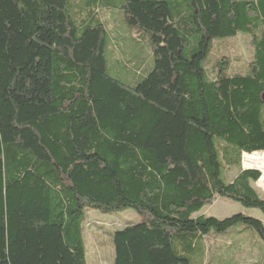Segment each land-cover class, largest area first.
Masks as SVG:
<instances>
[{
	"label": "trees",
	"instance_id": "trees-1",
	"mask_svg": "<svg viewBox=\"0 0 264 264\" xmlns=\"http://www.w3.org/2000/svg\"><path fill=\"white\" fill-rule=\"evenodd\" d=\"M98 8L148 35L135 85L109 72ZM239 34L247 72L223 56L210 76L214 41ZM256 153L264 0H0V264H88V210L142 217L114 234V264H192L201 238L240 226L264 242L260 220L194 218L217 198L264 215L254 164L224 178Z\"/></svg>",
	"mask_w": 264,
	"mask_h": 264
},
{
	"label": "rangeland",
	"instance_id": "rangeland-1",
	"mask_svg": "<svg viewBox=\"0 0 264 264\" xmlns=\"http://www.w3.org/2000/svg\"><path fill=\"white\" fill-rule=\"evenodd\" d=\"M85 6V2L82 3ZM98 15L104 21L110 36L106 48L108 69L114 78L123 82L137 84L154 68L153 54L146 39L148 35L140 30H129L123 23L120 11L100 8ZM144 34V35H142ZM195 45V40L192 41ZM224 42V44H220ZM223 56L231 59L230 74H245L254 57L251 38L239 34L235 39L216 40L214 49L205 61L210 76L217 60ZM259 153L250 157L242 156V168H225L224 178L232 183L242 170L254 164L261 172L253 188L264 198V163L259 161ZM245 161V164L244 162ZM263 173V177H262ZM242 214L264 223V215L257 209H247L239 203L217 198L211 206L205 207L194 218L205 217L225 220ZM142 221L133 210L114 214H103L98 210H88L84 225V236L88 264H114L110 252L114 255L113 236L117 231ZM197 250L191 254L192 264H260L264 256V242L250 229L235 227L223 234L212 233L198 241Z\"/></svg>",
	"mask_w": 264,
	"mask_h": 264
},
{
	"label": "crops",
	"instance_id": "crops-1",
	"mask_svg": "<svg viewBox=\"0 0 264 264\" xmlns=\"http://www.w3.org/2000/svg\"><path fill=\"white\" fill-rule=\"evenodd\" d=\"M99 10H100V8H98ZM97 9V10H98ZM104 9V8H103ZM104 10H110V11H113V9H104ZM115 11H117V10H115ZM102 20V19H101ZM103 21V20H102ZM104 22V21H103ZM105 24V23H104ZM220 44H224V42H221ZM110 257L113 259V260H115V252H114V255H113V253L112 252H110Z\"/></svg>",
	"mask_w": 264,
	"mask_h": 264
},
{
	"label": "water",
	"instance_id": "water-1",
	"mask_svg": "<svg viewBox=\"0 0 264 264\" xmlns=\"http://www.w3.org/2000/svg\"><path fill=\"white\" fill-rule=\"evenodd\" d=\"M247 169H244V171H246ZM254 171H258V170H256V169H253ZM258 172H260V171H258ZM261 173V172H260Z\"/></svg>",
	"mask_w": 264,
	"mask_h": 264
},
{
	"label": "bare ground",
	"instance_id": "bare-ground-1",
	"mask_svg": "<svg viewBox=\"0 0 264 264\" xmlns=\"http://www.w3.org/2000/svg\"><path fill=\"white\" fill-rule=\"evenodd\" d=\"M256 170L260 171L259 169H256ZM260 172H261V171H260Z\"/></svg>",
	"mask_w": 264,
	"mask_h": 264
}]
</instances>
